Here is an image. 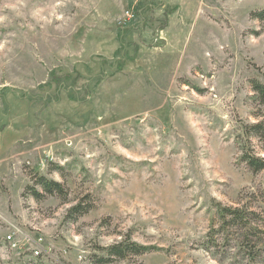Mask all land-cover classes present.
<instances>
[{
  "label": "rangeland",
  "instance_id": "obj_1",
  "mask_svg": "<svg viewBox=\"0 0 264 264\" xmlns=\"http://www.w3.org/2000/svg\"><path fill=\"white\" fill-rule=\"evenodd\" d=\"M262 10L0 0V264H97L128 236L153 250L110 264H264V236L253 263L215 207L264 217V170L241 160L245 125L264 122ZM37 175L68 202L28 196ZM79 203L93 209L70 219Z\"/></svg>",
  "mask_w": 264,
  "mask_h": 264
},
{
  "label": "trees",
  "instance_id": "obj_2",
  "mask_svg": "<svg viewBox=\"0 0 264 264\" xmlns=\"http://www.w3.org/2000/svg\"><path fill=\"white\" fill-rule=\"evenodd\" d=\"M256 20H264V10L253 15ZM252 90L255 93L254 99L257 103L264 107V83L258 80L251 81ZM245 134L243 141H246L243 148L242 161L255 173H259L264 170V157H260L254 154L252 150L253 139H264V122L257 124L245 125ZM60 171V168H56ZM34 185L27 188V195L37 201H42L45 196H56L62 199L64 202H68V190L62 183L54 180H50L43 176H34ZM256 199V197H254ZM264 203V192H262L259 198ZM257 200V199H256ZM91 206V205H90ZM79 203L72 207L69 211L70 219H77L89 213L93 207ZM215 207L220 216L222 222V229L228 230L230 228H236L241 233L240 240L243 248L248 249L249 260L255 263L259 257V250L254 244L255 238L260 240L261 235L264 236V229L261 225H264V217L257 210L249 209L247 206L238 208L225 207L221 203H216ZM153 248L140 245L131 240V237H126L121 243L113 245L105 251L108 252L106 259L97 261V264H110L115 261L127 260L130 258L140 257L148 254ZM27 254V252L25 253ZM35 264H43L42 262L33 259Z\"/></svg>",
  "mask_w": 264,
  "mask_h": 264
}]
</instances>
